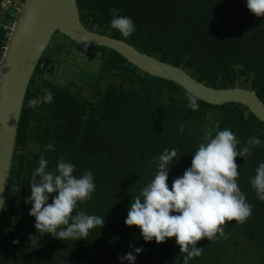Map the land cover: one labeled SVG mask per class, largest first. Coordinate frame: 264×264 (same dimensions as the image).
I'll return each instance as SVG.
<instances>
[{"label":"trees","instance_id":"trees-1","mask_svg":"<svg viewBox=\"0 0 264 264\" xmlns=\"http://www.w3.org/2000/svg\"><path fill=\"white\" fill-rule=\"evenodd\" d=\"M4 1L2 22L9 18L2 13ZM78 6L89 29L111 36L119 32L110 28L109 10L118 9L136 25L130 37L122 38L140 51L184 68L206 85L238 84L264 101V16L250 12L246 0H78ZM60 37L56 34L50 45L53 54L68 55L71 45L84 49L65 36L56 45ZM7 40L0 29V52ZM97 51L94 85L83 92L46 80V58L39 63L18 129L0 224V264H120L119 256L134 252L130 244L143 248L135 264H183L174 237L159 244L145 242L137 226L125 224L133 198L155 175V158L166 148L177 150L169 165L171 188L172 180L191 165L204 130L230 128L241 141L238 149L249 136L264 140V123L245 106L200 100L199 110L192 111L177 83L144 73L115 51ZM45 90L53 101L30 108L28 101L40 99ZM181 123L183 134L178 131ZM50 143L55 151L46 152L44 146ZM41 154L50 170L63 157L76 165V176L92 171L95 192L77 210L105 218V223L90 230L86 239L65 241L37 232L31 205L24 201L31 194V174ZM262 161L264 145L246 160L236 158L238 185L253 205L252 215L243 223H226L224 235L212 241H198L202 254L190 264H264V202L249 182Z\"/></svg>","mask_w":264,"mask_h":264},{"label":"clouds","instance_id":"clouds-1","mask_svg":"<svg viewBox=\"0 0 264 264\" xmlns=\"http://www.w3.org/2000/svg\"><path fill=\"white\" fill-rule=\"evenodd\" d=\"M246 7L255 16H264V0H246ZM109 11L111 29L124 38L136 31L131 17L119 15V10L115 8ZM185 99L188 109L199 110L201 96L198 89L186 91ZM52 101V93L45 90L40 99H30L28 106L36 108L41 102ZM184 127L181 123L178 129L181 134ZM240 144L241 141L230 128L204 130L192 154L191 165L172 180L171 188L168 184L169 172L177 157V150L164 149L155 158L157 170L154 177L133 198L125 224L137 226L145 242L155 240L159 244L174 237L183 256V264H190L202 254L203 247L197 246L198 241L204 238L212 241L217 234L224 235L222 226L226 223L233 220L243 223L252 215L253 205L247 201L238 185L240 173L236 158L246 160L255 148L264 145V140L253 135L238 149ZM44 149L46 152L55 151V146L50 143ZM75 168L74 163L60 157L50 170L48 160L43 154L40 155L38 167L31 174V194L24 201L26 205H31L29 214L35 217L37 232L60 240L77 241L86 239L90 230L103 227L105 218L77 210L78 204L92 199L96 184L91 170L76 176ZM249 182L257 199L264 202V161L258 164ZM2 206L3 201H0ZM18 242L13 240V244ZM129 247L134 252L119 256L120 264L125 261L135 264L137 254L143 251L142 247L133 244Z\"/></svg>","mask_w":264,"mask_h":264},{"label":"water","instance_id":"water-1","mask_svg":"<svg viewBox=\"0 0 264 264\" xmlns=\"http://www.w3.org/2000/svg\"><path fill=\"white\" fill-rule=\"evenodd\" d=\"M20 7L8 41L0 85V224L5 207L18 129L24 102L40 61L56 34L88 48H107L154 77L172 81L185 91L198 89L212 105L238 103L264 123V101L256 91L241 87L216 88L198 81L184 68L140 51L118 33L101 34L82 21L78 0H13ZM85 44L88 46L85 47Z\"/></svg>","mask_w":264,"mask_h":264},{"label":"flooded vegetation","instance_id":"flooded-vegetation-1","mask_svg":"<svg viewBox=\"0 0 264 264\" xmlns=\"http://www.w3.org/2000/svg\"><path fill=\"white\" fill-rule=\"evenodd\" d=\"M6 2L7 0L1 5L2 13L7 12L10 14L11 8L5 6ZM62 40H64V36L56 40V45H60L63 42ZM71 47L72 49L68 55L62 53L53 54L50 51L52 47H49L45 57H43V59H47H45L44 65V78L55 85L83 92L94 85L95 78L92 75L97 73V58L100 57V53L97 48L80 50L75 45H71ZM57 49L58 47L56 46L55 50Z\"/></svg>","mask_w":264,"mask_h":264},{"label":"built area","instance_id":"built-area-1","mask_svg":"<svg viewBox=\"0 0 264 264\" xmlns=\"http://www.w3.org/2000/svg\"><path fill=\"white\" fill-rule=\"evenodd\" d=\"M5 6H8V8H11V10H10L8 21L2 22L0 20V29H3L6 32V38H8L6 45L2 48V50L0 52V85H1L2 76H3V72H4L5 58H6L7 48H8V41H9V38L12 34L17 15L20 11V7L18 6L17 3H14L13 0H7V2L5 3Z\"/></svg>","mask_w":264,"mask_h":264},{"label":"rangeland","instance_id":"rangeland-1","mask_svg":"<svg viewBox=\"0 0 264 264\" xmlns=\"http://www.w3.org/2000/svg\"><path fill=\"white\" fill-rule=\"evenodd\" d=\"M86 91V90H85Z\"/></svg>","mask_w":264,"mask_h":264}]
</instances>
